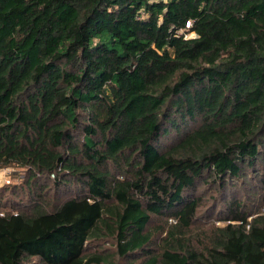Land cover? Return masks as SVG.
I'll use <instances>...</instances> for the list:
<instances>
[{"label":"trees","instance_id":"obj_1","mask_svg":"<svg viewBox=\"0 0 264 264\" xmlns=\"http://www.w3.org/2000/svg\"><path fill=\"white\" fill-rule=\"evenodd\" d=\"M9 167L0 264H264V0H0Z\"/></svg>","mask_w":264,"mask_h":264},{"label":"rangeland","instance_id":"obj_2","mask_svg":"<svg viewBox=\"0 0 264 264\" xmlns=\"http://www.w3.org/2000/svg\"><path fill=\"white\" fill-rule=\"evenodd\" d=\"M25 175V170L23 168L19 167H9L0 169V187L5 185V183H8V180H11L12 183L19 182L22 180V176ZM244 187L241 183H236L232 185L231 193L233 190H242ZM190 194L193 196H199L201 198V209L199 211V217H198V224L200 228H203L205 226H209L211 223H217L218 225L224 224V221L219 220V218H222L226 215L225 213V206L223 204V200L220 195H218L217 192L212 190V188H208V186L200 187L197 191L193 192L190 191ZM7 198H12V196H7ZM248 198V199H247ZM245 198L246 204L249 203L253 204L251 202V199L249 196ZM220 199V200H219ZM8 200V199H7ZM163 218L157 217L156 222L159 223L162 221ZM170 222H175L173 220H169ZM106 250L108 253L115 254L116 247L114 244V241L112 239H109L105 245ZM115 261H120L121 263H124L123 259L120 258L118 255L114 257ZM139 262V261H138ZM137 264H141L140 262Z\"/></svg>","mask_w":264,"mask_h":264},{"label":"built area","instance_id":"obj_3","mask_svg":"<svg viewBox=\"0 0 264 264\" xmlns=\"http://www.w3.org/2000/svg\"><path fill=\"white\" fill-rule=\"evenodd\" d=\"M52 176L54 177V174H52ZM8 182H10V180H8Z\"/></svg>","mask_w":264,"mask_h":264}]
</instances>
